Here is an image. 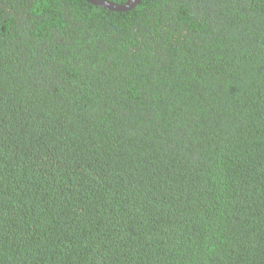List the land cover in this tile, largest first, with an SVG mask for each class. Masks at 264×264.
<instances>
[{
	"label": "trees",
	"instance_id": "trees-1",
	"mask_svg": "<svg viewBox=\"0 0 264 264\" xmlns=\"http://www.w3.org/2000/svg\"><path fill=\"white\" fill-rule=\"evenodd\" d=\"M0 264H264V0H0Z\"/></svg>",
	"mask_w": 264,
	"mask_h": 264
},
{
	"label": "water",
	"instance_id": "water-1",
	"mask_svg": "<svg viewBox=\"0 0 264 264\" xmlns=\"http://www.w3.org/2000/svg\"><path fill=\"white\" fill-rule=\"evenodd\" d=\"M96 6L103 7L105 9H109L112 11H117V12H124V11H129L133 8H135L138 4L141 3L142 0H128L126 4H116L108 0H86Z\"/></svg>",
	"mask_w": 264,
	"mask_h": 264
}]
</instances>
